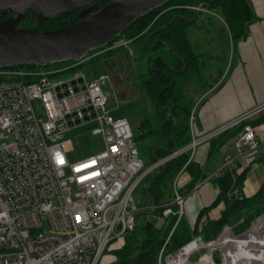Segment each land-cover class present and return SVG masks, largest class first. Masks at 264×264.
Returning a JSON list of instances; mask_svg holds the SVG:
<instances>
[{"label": "built area", "instance_id": "obj_1", "mask_svg": "<svg viewBox=\"0 0 264 264\" xmlns=\"http://www.w3.org/2000/svg\"><path fill=\"white\" fill-rule=\"evenodd\" d=\"M129 44L124 39L114 49ZM98 56L91 51L57 73L42 65L0 70V264H111L113 251L124 245L142 213L176 215L175 229L185 213V195L176 188L172 202L142 210L137 188L175 155L187 151L192 158L198 146L242 125L237 157L226 156L213 178L230 173L228 198L246 196L238 174L257 167L263 143L250 122L264 115V102L205 134L196 135L192 126L188 146L145 169L129 120L107 108L109 78L90 79L81 68ZM81 124L95 127L105 148L71 163V143L64 137ZM262 220L264 214L246 231ZM243 235L226 226L215 239L199 233L172 252L166 249L169 237L158 264H253L250 251L237 241Z\"/></svg>", "mask_w": 264, "mask_h": 264}, {"label": "trees", "instance_id": "obj_2", "mask_svg": "<svg viewBox=\"0 0 264 264\" xmlns=\"http://www.w3.org/2000/svg\"><path fill=\"white\" fill-rule=\"evenodd\" d=\"M109 1L94 0L87 5L66 10L54 17H45L38 12L29 11L23 23L35 22L36 26L34 28L24 24L25 28L35 31L57 30L86 18L101 9ZM196 1H199V5L206 6L210 11H217L218 14H221L225 22V31L233 42L245 39L249 34L250 25L257 19L251 0H172L137 19L120 35L128 41H132V44L138 48L142 56L147 58L145 70H140L139 73L140 86L158 108L161 123L159 129L146 132L140 136H152L155 133L161 135L159 144L152 152L153 163L174 154L177 150L185 148L192 142L189 120L187 118L181 120L180 118L182 108L178 104L179 97L176 86L179 78L196 73L200 68V56L195 52L188 35L189 26L196 24L198 21L197 15L190 9ZM11 16L12 14L3 16L0 21ZM115 53L116 50H110L92 61L112 56ZM37 66L41 65H17L0 68V70L22 67L34 68ZM46 66L48 65L44 67ZM262 123H264V115L258 121L250 122L254 126ZM243 126L222 134L226 139L222 141L219 138L218 140H221L219 145L215 144L216 138L211 140L212 150L210 154L216 151L215 147H221L228 138L240 135ZM182 171H187L193 176L188 189H193L199 180L206 178L201 166L191 159L190 152L185 151L175 155L160 171L149 175L146 179L147 194L152 200L151 204L162 206L173 201V184ZM238 179L240 185H243L245 172H240ZM217 181L221 193L210 207L201 212L200 218L208 210L218 206L221 201L226 202L227 209L219 220L210 221L204 226L201 234L206 240L217 238L226 226H231L235 220L240 219L242 211L246 208H255V215L246 218V223H243L241 231L239 230L237 234L245 232L249 228L252 219L264 212V209H262L264 206V184L252 198L247 199L244 197L242 200H233L227 196L231 175L225 173ZM175 210L176 208H174ZM142 214L145 220L144 223L137 224L134 231L126 235L124 245L113 252L116 260L111 264H158L159 253L169 237L166 246L168 252L180 248L191 240L190 232L181 220L174 229L178 221L176 215L172 214L165 218L163 210ZM148 214L160 219V224L156 225L153 220H147Z\"/></svg>", "mask_w": 264, "mask_h": 264}, {"label": "crops", "instance_id": "obj_3", "mask_svg": "<svg viewBox=\"0 0 264 264\" xmlns=\"http://www.w3.org/2000/svg\"><path fill=\"white\" fill-rule=\"evenodd\" d=\"M251 4L257 19L250 25L248 36L243 40L233 43L234 45L236 44V48L234 49L233 56L231 57V63L226 66V70L220 69L218 74L220 78L216 79V77L213 76V62L210 65H207V63H205V56L198 54L200 56V68L196 73H192L191 75H199L200 78H204L205 75L210 78L209 82L204 79L206 84L203 85V89L199 90V92L195 94L191 101V111L194 113L196 131L199 135L205 134L228 123L229 121L254 108L256 105L264 102V0H251ZM202 8H206V6H203ZM206 9L209 12L201 11L197 13L198 21L193 25L199 26L201 30L207 33L208 38L205 41L206 45L209 43L210 45H215L218 48L221 41L225 40L226 37H228L229 40V36L224 27L225 22L219 13L222 25L220 29L216 28L211 20V17L208 15H215V13L218 14V12L210 11L208 8ZM219 33L224 35V37H221ZM130 44H132V41H130ZM119 48L123 47L115 49L111 48L108 50L106 48L97 49L92 52L101 56L113 49L117 51ZM215 53L218 52L215 51ZM214 57L217 59L219 57V53L217 55L215 54ZM189 75L186 78H188ZM260 117L254 119L253 122L258 121ZM255 126L259 131L258 137L263 144L259 151L257 167L254 170L249 171L241 170V172H245L243 185L246 193L245 197L247 199L252 198L264 184V123L255 124ZM190 133L192 136L191 127ZM238 137L239 135L228 138L221 145V147L217 146L214 148L220 154L224 152L219 158H217V154H215L216 151L210 154L212 148L209 150L208 156L204 162L196 160L194 153L191 159L201 166L203 174L206 178L199 180L193 189H188L193 176H191L187 171L180 172L174 181L173 199L176 188L186 197L185 213L181 221L190 232L191 239L196 234H201L204 226L208 222L219 220L227 209L226 202L221 201L218 206L208 210L203 217L200 218L201 212L210 207L221 193L218 181L216 178H213V175L216 171L223 167L226 156L230 155L234 158L237 157L235 143ZM219 138L222 139V141L226 139L224 135L217 137V141L215 143L216 145H219L221 141L218 140ZM182 174L186 175V179L183 187L178 188L175 184L177 179L181 177ZM204 183V187H200L201 184ZM211 183H213V187H211ZM262 209H264V206ZM255 211V208H246L242 211L240 219L235 220L231 225L236 233L239 232V230L241 231L246 218L255 215ZM263 214L264 212L261 213V215ZM257 217L258 216H255L252 219L249 228Z\"/></svg>", "mask_w": 264, "mask_h": 264}, {"label": "rangeland", "instance_id": "obj_4", "mask_svg": "<svg viewBox=\"0 0 264 264\" xmlns=\"http://www.w3.org/2000/svg\"><path fill=\"white\" fill-rule=\"evenodd\" d=\"M208 16L211 17L214 26L220 29L222 25L220 15L215 13V15L212 14ZM24 24H28L31 28L36 26L35 22H27L21 24V27L23 26L22 28L26 27ZM221 33H219L220 36L224 37ZM188 35L195 52L205 56V63H207V65L213 62V76L216 77V79L220 78L218 75L219 71L220 69L226 70V66L230 65L236 44H233L234 42L230 37L229 40L228 37H226L225 40L221 41L218 48L209 43L206 45L205 41L208 38L207 33L201 30L199 26L195 25L189 26ZM124 39L123 36H119L114 42L109 44L106 49L114 48L118 43L124 41ZM122 47L123 48H119L114 55L102 57L99 60L88 61L81 68L90 79H97L102 76L109 78L105 85V89L109 95L107 108L115 117H125L129 120L135 135V143L139 150L140 157L145 163V169H147L154 164L152 152L159 144L161 135L156 133L152 136L145 137H141L140 135L159 129L161 123L160 113L148 94L140 86L139 73L140 70H145L147 58L142 56L141 52L138 51V48L134 44H130L129 49L125 46ZM131 50L133 54L130 52ZM215 51L219 53L217 59L214 57L215 54H218L215 53ZM70 65L71 61L66 60L52 63L45 68L51 73H57L66 70ZM66 74H68V72L61 73L60 76L64 77ZM187 76L179 78L176 86V92L179 97L178 104L182 108L180 118L181 120L187 118L189 120L191 132L193 126L195 134L199 135L196 131L194 113L191 111V101L195 94L203 89V85L206 84L204 79L209 82L210 78L205 75L204 78H200L199 75H189V77L186 78ZM37 112L39 116L44 117V112L42 110L38 109ZM64 138L71 143L72 149L68 154V159L71 163L95 156L105 148L103 136L95 133V127L87 124L74 127ZM211 148L212 142L198 146L195 151L196 160L204 162ZM223 153L224 152L221 154ZM215 154H217V158L221 155L218 151H216ZM185 179L186 175L182 174L181 177L177 179L175 186H178V188L183 187ZM211 187H213V183H211ZM135 199L139 208L142 210L148 208L151 204V200L147 194L146 181H143L137 188ZM142 216L143 214L137 216V224L139 225L145 221ZM147 220H153L156 225H159L161 221L151 214H148ZM46 229H48V227ZM246 232L240 233V235Z\"/></svg>", "mask_w": 264, "mask_h": 264}, {"label": "water", "instance_id": "obj_5", "mask_svg": "<svg viewBox=\"0 0 264 264\" xmlns=\"http://www.w3.org/2000/svg\"><path fill=\"white\" fill-rule=\"evenodd\" d=\"M94 0H0V68L50 65L79 60L108 46L140 17L172 0H110L86 18L52 31L22 28L29 11L45 17L87 5ZM199 6L196 1L194 7ZM197 15V10H194Z\"/></svg>", "mask_w": 264, "mask_h": 264}, {"label": "bare ground", "instance_id": "obj_6", "mask_svg": "<svg viewBox=\"0 0 264 264\" xmlns=\"http://www.w3.org/2000/svg\"><path fill=\"white\" fill-rule=\"evenodd\" d=\"M239 244L250 251L253 264H264V220L238 238Z\"/></svg>", "mask_w": 264, "mask_h": 264}]
</instances>
